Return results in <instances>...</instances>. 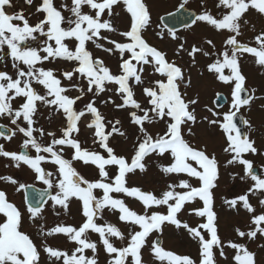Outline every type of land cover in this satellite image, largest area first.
<instances>
[{"label":"snow or ice","instance_id":"obj_1","mask_svg":"<svg viewBox=\"0 0 264 264\" xmlns=\"http://www.w3.org/2000/svg\"><path fill=\"white\" fill-rule=\"evenodd\" d=\"M24 3L32 6L33 0H24ZM121 3L130 14V21L123 30L114 19V7ZM188 3L189 0H183L175 14L168 13L176 15L185 30L204 22L217 32L228 33L222 47L214 38H204L189 48L184 37L164 25L167 36L173 42L180 41L174 49L175 55L186 53L192 66L197 64V55L207 58V72L230 86L231 102L226 111L205 105L211 118H198V95L188 98L187 92L182 91L181 85L186 89L191 84V78H185L186 69L175 60L170 61L167 51L146 39L144 33L152 20L145 0H70V3L65 0L59 7L54 0H41L35 12L42 18L35 23L30 22L31 17L25 15L23 9L7 11L14 7L12 0H0V61L10 57L14 70L10 74L5 70L6 64L0 69V117L10 119L16 126L11 135H6L3 130L6 126L0 124V137L10 140L16 132L22 133L26 138L21 147L35 152V155L29 151L17 154L5 151L0 144V156L10 158L17 169L22 164L28 166L35 180L46 186L31 197L25 195L30 220H44L46 206L56 217L62 212L68 214L73 199L79 202L84 218L78 227L63 221L47 229L40 224L37 235L43 237V241L37 245L29 233L21 230V209L0 190V215L5 218L0 222V264H41V250L47 255L49 264H99L98 244L109 257L107 264H146L145 247L159 264H218L216 250L220 258L227 259L226 247L235 250L232 257L235 264H260L258 253L250 250L247 243L231 239L225 243L219 234L214 196L221 168L218 154L215 149L210 150L208 143L197 146L186 137L196 135L194 127L200 122H206L210 129L223 134L222 152L230 156L223 166H242L244 174L235 175L241 181H252L243 194L225 198L223 204L237 212L242 206L250 214L251 227L234 229L239 238L252 242L264 238V211L257 213L250 202L251 195L264 197V176L256 171L251 159L245 158L249 153L264 156V151L251 138L254 128L250 121L242 114L239 122L237 120L244 106L250 107L255 100L264 99L256 95L255 87L246 86L247 77L242 68L245 54L256 57V64L264 67V29L254 35L255 46L253 42L242 40V27L249 24L246 15L255 10L264 16V0H217L215 8L219 11L215 15L201 0L200 12H192L186 20L179 19L178 14ZM85 7L90 11L85 12ZM252 30L255 31L254 25ZM156 35L161 40L165 38L163 29ZM38 37L42 44L32 46L31 42ZM90 43L108 56L118 57L117 71H113L104 58L94 55L88 47ZM57 59L74 66L59 75L57 70L44 67L46 62ZM148 69L151 73H147ZM156 75L160 78H153ZM112 85L115 88L110 87ZM137 87L141 88L146 103L135 98ZM72 91L78 95H69ZM104 93H114L121 102L117 103L111 95L102 99ZM86 97L90 98L86 101ZM17 98L22 102L14 106ZM221 99L222 93H217L213 101L216 109L223 107L222 103H217ZM98 102L128 112L130 123L136 126L131 133L135 140L130 156L119 153L111 144L116 136L127 141L128 129L123 127L121 119H107L97 106ZM41 107L63 116L65 125L60 128L59 137L55 131L46 132L44 127L35 126ZM86 115L91 116L86 127L93 130V144L103 152L82 147L77 138L81 131L79 125ZM21 121L25 126H21ZM157 124L159 128H155ZM241 124L247 131L242 130ZM35 134L40 138L49 137L50 142H42ZM65 146L73 149L70 159L65 158ZM153 155L168 161L157 162L164 175L177 177L159 194L129 184L130 174L148 171V160ZM75 161L95 166L98 178H86L73 166ZM43 163L53 164L55 170H46ZM192 179L197 181L196 185ZM0 181L16 185L17 192L27 193L33 187L8 175L0 176ZM97 190L102 194L97 195ZM114 194L137 199L143 211L132 209L124 198ZM197 200L202 206L186 208L189 204L195 205ZM259 205L264 208V198H259ZM105 211L118 212V221L129 226L127 235L116 223L104 218ZM186 211L189 216L194 214L202 218V222L192 226L189 220L182 218ZM99 220L104 222L98 223ZM167 225L185 230L198 244V262L188 254H177L163 246L160 236ZM90 232L98 234V241L91 239ZM154 233L159 235L151 239ZM57 234L64 235L75 246L61 249L49 245L48 237ZM258 248L264 249V244H259Z\"/></svg>","mask_w":264,"mask_h":264},{"label":"rangeland","instance_id":"obj_2","mask_svg":"<svg viewBox=\"0 0 264 264\" xmlns=\"http://www.w3.org/2000/svg\"><path fill=\"white\" fill-rule=\"evenodd\" d=\"M217 0H203L204 6L208 9L213 11L218 10L215 8V3ZM41 0H33V5L28 6L24 3V0H12L14 5L13 8L6 9L9 12L18 11L23 9L25 15H29L31 17L30 22L35 23L38 19L42 18L41 14H37L35 12L36 6L39 5ZM65 2V0H54V3L57 7L60 6L61 3ZM66 2L70 3V0H66ZM145 2L149 5L151 11V24L149 28L145 31L144 35L146 39L149 40L150 43L157 46L161 50L167 51L168 59L175 60L178 65L182 66L186 69L185 78L187 80L188 77L191 78V84L186 89L183 85H181L182 91L187 92L188 98H195L197 95L199 97L197 108V115L198 118L203 116H209L211 118V114L205 109V105L208 107L214 108L217 111H226L230 107L231 102V90L230 86H226L221 82L217 81L213 74H210L206 70V64L209 62L207 58H204L200 55H197L196 60L197 64L192 66L191 58L188 57L186 53H181L180 55H175L174 49L178 46L180 41L173 42L170 37L167 36V31L160 27L159 25V16L167 13L168 11L175 9L178 7L183 0H145ZM188 7L194 8L197 12L202 10L201 8V0H189V3L186 5ZM85 12H89L90 9L87 7L84 8ZM219 11V10H218ZM217 11V12H218ZM217 12H213L215 15ZM118 13L119 15H115ZM114 19L115 23L123 30L126 24L130 21V14L127 13L125 6L121 3L114 7ZM255 26V31L252 30V26ZM161 29L165 32V38L161 40L156 33L159 32ZM264 29V17L261 15L253 16L249 20V26L242 27V40L244 42H253V37L255 34H258L259 31ZM177 35L184 37L187 40V47L190 48L191 44L194 42H202L204 38H214V41L219 45L223 46L222 42L228 35L226 31L217 32L213 27L204 23L198 22L197 25L193 26L191 30H185L184 28L177 31ZM119 39V37H114ZM32 46H40L42 41L38 37L36 41L31 42ZM199 46V45H198ZM254 46V42H253ZM89 49L94 52V55L100 56L106 60L113 71H117V64H118V57L117 56H108L106 53L102 52L100 49H96L94 45L91 43L88 45ZM205 47H207L205 45ZM256 57L251 54H245L242 60V68L243 72L247 77L246 86L251 89L255 87L257 89V96H264V67H260L256 64ZM5 64L7 68L5 70L9 71V73H13L14 70L9 66L11 65V58L8 57L6 60L0 61V69H4ZM9 66V67H8ZM74 64L65 61H59V59L53 61L52 63H45V68H53L57 70V74L59 75L60 72L64 70H70ZM227 71V70H226ZM147 73H151V69L147 70ZM146 73V74H147ZM203 73V74H201ZM153 78H160L158 75L154 76ZM67 84V81H64ZM115 88L114 85L110 86ZM40 91L43 92V89L40 88ZM222 92L227 97L226 104L223 105L222 108L216 109L213 103L214 96L216 92ZM72 96L78 95V92L72 91L69 93ZM109 95L116 100L117 103L121 101L114 93H104L102 94L101 98L106 99ZM90 97H86L85 100L89 99ZM138 101H144V97L141 92V88H136V97ZM22 102L19 98L14 101V106H18V104ZM146 103V101H144ZM264 99H257L255 100L251 106H244L241 109V114L243 117L250 121L253 125L254 130L250 133L251 138L256 141L257 147L263 151L264 149ZM78 106H82L79 105ZM97 106L100 108V111L106 116L107 119H121L123 127L128 129L130 135L129 139L125 141L123 138L116 136L115 139L111 141L112 146L116 147V150L121 154L131 155L132 154V145L135 140V136L131 135V133L135 132L136 126L130 123L128 119V112L127 111H120L116 110L114 105H101L99 102ZM89 115H86L83 118V122L80 123L79 127L81 129L78 139L80 140L82 147H87L90 150H96L103 152L102 149L99 148L98 145L93 144V132L90 129H87L85 125V121L88 119ZM86 118V119H85ZM38 123L35 125L36 127H44L46 132L47 131H55L57 137L61 135L60 128L65 125V121H63V116L58 115L55 113L54 110H50L48 108L41 107L40 114L37 117ZM0 123L6 124L10 126L13 131H15V125H12L10 119L5 117H0ZM21 123V126H25L24 122ZM160 125H155V128H159ZM247 130V127H246ZM194 131L196 133L195 136H188L186 137L189 139L193 144L199 146L202 143H208L211 149H215L218 154V159L221 163L220 168V176L218 180V187L214 189V196H215V210L218 212L219 220H218V228L219 234L224 239L225 243L228 239L233 240L234 242H244L248 244L250 250L256 251L258 253V261L260 264H264V249L258 248L259 244H264V238H258L255 242L247 241L246 238L241 239L239 238L234 229L236 227H240L242 230H246L250 225V214L247 213L246 210L240 206V211H234L227 208L226 205L223 204V200L225 198H233L236 195L243 194L247 188L250 186L252 181L247 179L246 181H241L238 176L235 174L239 173V175H243V167L240 165H232L225 168L223 165L226 163L227 159L230 158L229 155L224 154L222 152L223 146V134L216 129H210L206 122L197 123L194 127ZM37 135L38 139H42V142L48 143L50 142V138L45 136L40 138ZM26 137L23 136L22 133L16 132L14 136L9 140L11 144V149L14 152H17L19 146L21 147L23 140ZM3 139L0 138V144L3 145ZM32 155H35L34 150L29 149ZM11 151V152H12ZM73 153V149L70 147H64V155L65 158L70 159ZM47 155V154H45ZM245 158L251 159L253 163L257 164L262 172V176H264V156L261 155H253V154H245ZM157 162L159 163H167L168 161L163 158H158L153 155L148 160V171L146 173H137L135 175L129 176V184L130 186H139L142 189L151 190L157 194L160 191L164 190L166 184L169 182H173L177 180L175 175L173 176H166L164 175L159 168L157 167ZM74 167L84 175L86 178H98V170L95 166L92 165H85L82 161H75ZM42 167L46 170L54 171L55 166L51 163H43ZM259 168V169H260ZM115 170L113 169V172ZM12 176L13 178L18 179L22 183H38L39 181L35 180L34 172L26 165H21L20 169H17L14 166V162L10 158H6L0 156V176ZM187 178V177H182ZM194 185L197 184L195 179L191 181ZM16 185H12L10 182L0 181V189L5 191L8 195V198L14 202L22 211L23 213V221H22V230L26 233H29L34 242L37 245H40L43 241V237L37 235L39 225L44 224L46 229L51 228L58 224L59 222L63 221L66 225L72 226H79L82 224L84 218L82 217L79 207L76 206L77 211L74 214L69 211L68 214H64L63 212L59 217H56L51 208L46 206V211L44 212V217H46V222L43 223L41 220L33 222L29 219V214L26 211V207L20 201L21 192H17ZM102 193L97 190V195H101ZM117 195L119 198H124L125 202L134 210L143 211L142 204L134 198L124 197L123 194H114ZM259 197L257 195L250 196V202L256 208L257 213L260 211H264L259 205ZM193 206H202V202L196 201L195 205L189 204L186 206L187 209H191ZM59 210V209H58ZM164 211V209H160ZM76 213V214H75ZM1 216V215H0ZM104 218L106 220L111 221L112 223H116L122 231L125 232L127 235L128 232V225H125L118 221V212H108L105 211ZM183 219L189 220L192 226H196L197 224L202 222V218L196 217L194 214L188 215L187 211L182 215ZM2 218L0 217V221ZM45 221V219H44ZM58 221V223H57ZM103 220H99L98 223H103ZM91 239L98 241V234L89 233ZM159 234L154 233L151 239H156ZM163 241V246L168 249L176 252L177 254H188L193 259H197L198 262V244L192 240L185 230H178L172 225H167L164 228L162 236H160ZM47 243L54 247H59L60 243H63L61 247L63 249H70L73 248L75 245L68 241L67 238L62 234H57L52 237H48ZM119 243V242H117ZM225 253L227 259H223L219 257L218 250H216L218 264H235L232 257L235 255V250L231 248H225ZM90 255V251L88 252ZM144 260L146 264H159L158 261H155L152 258L150 253V249L145 247L143 249ZM98 258L99 264H107L109 257L103 251L102 245L98 244ZM41 264H49L48 257L43 251L41 250Z\"/></svg>","mask_w":264,"mask_h":264},{"label":"water","instance_id":"obj_3","mask_svg":"<svg viewBox=\"0 0 264 264\" xmlns=\"http://www.w3.org/2000/svg\"><path fill=\"white\" fill-rule=\"evenodd\" d=\"M192 12H196L194 9H191V8H188L185 6V9H182L180 11V13L178 14V17L179 19H183V20H186L188 18V16L192 13ZM168 13H176V9L171 11V12H168ZM168 13L166 14H163L160 16V22L161 24L164 26L165 24L168 25V27H171V28H174L175 30H178L180 28L183 27V23L181 22H178V19H177V16L174 15V16H169ZM163 18V19H161ZM220 93V92H218ZM217 94V93H216ZM243 95V94H242ZM216 99V97L214 98V100ZM226 102V97L225 95L222 93V99L217 101V103H222L224 104ZM240 113H238V116H237V120L239 122V117H240ZM3 125V124H2ZM6 126V125H5ZM242 127V130H243V125L241 124L240 125ZM5 132H6V135H11V128L9 126H6L5 129H3ZM4 150L5 151H10V145L8 142L4 143ZM22 151H28V149H24V148H21L20 149V152ZM256 169V168H255ZM257 171V169H256ZM43 188H39V187H36L33 185V187L29 188L27 190V193H25V195L27 194L29 197H31L34 193H38L40 190H42ZM157 238V237H156Z\"/></svg>","mask_w":264,"mask_h":264},{"label":"flooded vegetation","instance_id":"obj_4","mask_svg":"<svg viewBox=\"0 0 264 264\" xmlns=\"http://www.w3.org/2000/svg\"><path fill=\"white\" fill-rule=\"evenodd\" d=\"M217 2V1H216ZM218 10H215V11H213L212 10V12H217ZM256 15H259L255 10H251L247 15H246V19L249 21L251 18H253V16H256ZM264 17V16H263ZM247 26H249V24L247 25ZM244 27V26H243ZM246 27V26H245ZM247 131V130H246ZM0 138H2L3 139V142L5 141L4 140V138L3 137H0ZM20 147V146H19ZM15 152V151H14ZM254 166H257V167H259L257 164H255L254 163ZM40 183H42V182H38L36 185H38V186H40V187H45V185H39ZM251 185V184H250ZM1 190V189H0ZM10 200V199H9ZM11 201V200H10ZM20 201L22 202V204L26 207V204H25V195H24V191L22 190L21 191V196H20ZM12 202V201H11ZM76 206H78L79 207V211H80V205H79V202H77L75 199H73V201H72V203L70 204V211H71V213L72 214H74V212L75 211H77V208H76ZM76 214V213H75ZM1 218H2V220L0 221V222H3V220L5 219L2 215L0 216ZM43 223H45L46 222V217H45V221L44 220H41ZM57 223H58V221H57ZM60 223V222H59ZM22 230V229H21ZM61 245H63V243H60V246H59V248H61V249H63L62 247H61Z\"/></svg>","mask_w":264,"mask_h":264},{"label":"trees","instance_id":"obj_5","mask_svg":"<svg viewBox=\"0 0 264 264\" xmlns=\"http://www.w3.org/2000/svg\"><path fill=\"white\" fill-rule=\"evenodd\" d=\"M9 66L11 67V65H9ZM9 66H8V67H9Z\"/></svg>","mask_w":264,"mask_h":264}]
</instances>
